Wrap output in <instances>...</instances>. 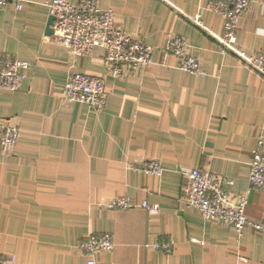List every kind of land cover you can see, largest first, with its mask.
<instances>
[{"label":"crops","instance_id":"0c3cea01","mask_svg":"<svg viewBox=\"0 0 264 264\" xmlns=\"http://www.w3.org/2000/svg\"><path fill=\"white\" fill-rule=\"evenodd\" d=\"M47 1L0 8V53L33 64L20 89L0 92V122L20 129L13 152L0 154V254L13 264H87L80 241L110 233L115 248L98 264H264V231L239 232L183 200L189 169L217 172L244 192L253 152L264 153V77L221 50L222 16L203 10L206 0H98L155 48L152 64L115 78L103 48L74 57L47 33ZM198 15L202 26L189 19ZM169 34L190 42L202 73L162 50ZM238 42L264 55V0H251ZM71 70L105 78L104 109L63 100ZM147 158L162 162L163 176L133 167ZM118 197L135 205L104 206ZM249 199V220L264 224V191Z\"/></svg>","mask_w":264,"mask_h":264},{"label":"built area","instance_id":"2783aa9c","mask_svg":"<svg viewBox=\"0 0 264 264\" xmlns=\"http://www.w3.org/2000/svg\"><path fill=\"white\" fill-rule=\"evenodd\" d=\"M22 0H0V8L16 3L22 8ZM50 14L54 16L52 28L54 40L67 47L74 57L91 56L96 47L104 49L103 61L107 73L115 78H124L140 72L153 63L155 48L136 36L128 34L117 23L112 8H102L98 0H82L74 3L70 0H49L46 3ZM251 0H206L202 9L220 14L223 18L224 31L214 35L223 52H233L245 65L264 77V55L248 54L239 46L238 29L243 15L248 10ZM189 19L202 26L199 15ZM166 54L174 55L178 67L186 72L202 73L192 45L183 36L169 34L162 49ZM33 64L7 53H0V92H15L22 86ZM61 97L68 103H85L102 110L108 102L105 78L99 75L71 70ZM20 129L0 122V154L13 152L18 142ZM258 147L264 145L262 138ZM133 167L146 174L163 176L164 167L157 158L140 160ZM231 180L209 169L192 168L185 173L183 200L189 207L199 209L205 218L221 221L237 231L251 225L256 230L264 231V224L252 222L247 216V207L252 190L264 191V153L253 152L249 185L244 192L228 189ZM135 203L128 197H118L104 202L110 209L130 208ZM143 206H148L144 201ZM87 264H98L97 256L111 252L115 242L110 233L89 234L79 243ZM157 248L171 252L170 243H161ZM14 257L0 254V264H13Z\"/></svg>","mask_w":264,"mask_h":264},{"label":"water","instance_id":"95a60500","mask_svg":"<svg viewBox=\"0 0 264 264\" xmlns=\"http://www.w3.org/2000/svg\"><path fill=\"white\" fill-rule=\"evenodd\" d=\"M54 20V16H50L47 26V33L51 34L54 32L53 28L51 27L52 21Z\"/></svg>","mask_w":264,"mask_h":264}]
</instances>
